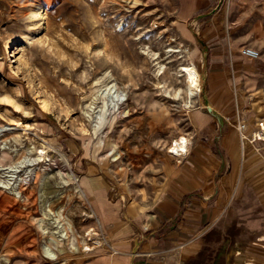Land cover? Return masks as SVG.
Wrapping results in <instances>:
<instances>
[{
  "label": "rangeland",
  "instance_id": "374dc122",
  "mask_svg": "<svg viewBox=\"0 0 264 264\" xmlns=\"http://www.w3.org/2000/svg\"><path fill=\"white\" fill-rule=\"evenodd\" d=\"M193 6L194 0H0V128H9L0 132V142L20 150L13 164L29 155L31 144L44 149L42 139L49 157L36 161L35 180L20 184L19 199L28 210H23L22 242L13 245L15 259L0 258V264H116L120 248L109 250L104 241L108 236L95 217L80 159L102 153L101 161L126 163L141 147H165L177 133H190L188 115L204 106L201 53L192 30L202 11ZM175 38L185 52L169 51L176 49ZM192 63L202 75V91L190 105L179 69ZM109 84L124 96L111 115L103 112L101 124L95 123L90 108L102 107L103 99L93 105V97ZM250 135H245L248 145ZM99 140L109 143L110 152L103 145L95 148ZM67 217L76 232L61 238V252L53 245L57 258L51 259L44 246L49 237L58 238V223ZM91 228L101 237V248L72 251Z\"/></svg>",
  "mask_w": 264,
  "mask_h": 264
},
{
  "label": "crops",
  "instance_id": "0c3cea01",
  "mask_svg": "<svg viewBox=\"0 0 264 264\" xmlns=\"http://www.w3.org/2000/svg\"><path fill=\"white\" fill-rule=\"evenodd\" d=\"M193 8L202 11L192 30L204 106L188 115L186 157L154 143L126 163H104L102 153L80 159L107 247L120 248L116 264H264V142H242L237 128L243 122L250 134L264 121V0H194ZM244 47L259 58L244 57ZM25 208L0 188L6 262L18 254Z\"/></svg>",
  "mask_w": 264,
  "mask_h": 264
},
{
  "label": "bare ground",
  "instance_id": "6f19581e",
  "mask_svg": "<svg viewBox=\"0 0 264 264\" xmlns=\"http://www.w3.org/2000/svg\"><path fill=\"white\" fill-rule=\"evenodd\" d=\"M172 41H173V44L175 45L176 49H170L169 51H173V52H182V51L185 52L186 51V48H184V46L176 38L173 39ZM191 53L192 52L189 53L190 54L189 57L192 56ZM159 66H160V70L162 72H164L163 66L162 65H159ZM179 72H180V75L182 77H184V80H185V87H186V91L188 94V99L190 100L187 102V104L190 102V105H191L193 99L196 98L198 92L202 91V86H201L202 75L200 74L197 66L194 63H192L190 65L181 66L179 69ZM99 96L102 97V99H103V101L101 102V103H103V106L102 107L101 106H96V107L92 106V108H90V111H92V113H90L88 115V117L92 121H95V123H98L99 121L103 120V112L111 115V112H113L112 110H114L116 107H118V100L121 97H123L124 94H123V92L121 93L120 91H118V89L116 88V84H109V85H106V88L102 89V91H100L99 94H96L93 97V105L98 103V97ZM126 110L124 112H120V113L126 114L128 112ZM0 129H1L0 132H5L9 128H7L6 125H2ZM94 129H95V133H97L98 132L97 125L94 126ZM253 134L255 135V137L260 136L261 139H264V124H263L262 128L259 126L255 131H253L250 135V138H252L251 136ZM189 137H187L183 134H176L175 136H173L171 138L170 142L165 145L164 148H165L166 152L168 154L172 155L173 157H175L178 161H181L188 154V150H189L190 144H191ZM41 142H42V145L46 148L48 145V142L44 139H42ZM96 144H97V146H95V148H97V149L101 148L103 145L107 149V152H110V149H109L110 147H109L108 142H105L103 140H99ZM44 149H36L31 144L27 150L29 155L25 156L17 164H13L12 162L15 160V157L19 154L20 150L17 148L10 147L9 144L7 143V141L0 142V174H1L0 175V186L2 188H4L5 190H8L10 193L14 194L15 196H17L18 198L22 199L23 196H22V192L20 190V184L21 183L27 184L30 179L33 178L35 180L37 178V170L34 167L36 161L47 160V162H49L48 161L49 160L48 153ZM10 150L15 153V156H10V154H9L10 152H5V151H10ZM34 151H36V153H37V156L35 158L31 156V153ZM66 163L64 165H66ZM30 167H32V168H30ZM21 168H25L23 170L24 171L23 173L25 176L20 174L22 172ZM72 176H74V175L72 174ZM73 178H75V177H73ZM11 181H16V184L11 183ZM44 183H46V182L44 181ZM44 191H46V187H45ZM68 211H70V210H68ZM58 213H59V211H58ZM58 215H60V214H58ZM71 220L67 217L66 219L64 218L63 223L62 222L58 223V228H59L60 234H59L57 239L53 238L52 236L48 238L50 244L47 243L49 245L46 244L44 246V250H45V254L49 258H51V259L57 258V253L53 249L54 248L53 245L57 248V250H59V252H61L63 250V245H62L61 241L64 238H68V237H66L67 234H69L68 230L71 234H75V232H76V229L74 227L75 225L72 224L73 220L72 221ZM98 223H101V221L99 220ZM100 238L101 237H99V234L96 231V229L91 228L90 230L85 232V234L83 236H81L79 238V246L72 244L71 249L74 252L80 251L84 254H87L93 248L99 247L101 244H103ZM50 241H54V244H52Z\"/></svg>",
  "mask_w": 264,
  "mask_h": 264
},
{
  "label": "built area",
  "instance_id": "2783aa9c",
  "mask_svg": "<svg viewBox=\"0 0 264 264\" xmlns=\"http://www.w3.org/2000/svg\"><path fill=\"white\" fill-rule=\"evenodd\" d=\"M244 57L250 59V60H257L259 58V52L251 47H244L241 49V52H240ZM263 124H264V121L260 122L259 123V126L262 128L263 127ZM237 128H238V132L240 134V137H241V141L244 142L245 141V135L248 131V126L247 124L243 123V122H239L237 124ZM251 140H252V143H257V142H260V141H264V139H261L260 136H257L255 137V135L253 134L251 136Z\"/></svg>",
  "mask_w": 264,
  "mask_h": 264
}]
</instances>
